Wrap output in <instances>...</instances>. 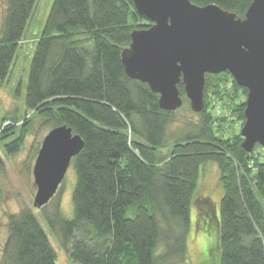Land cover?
<instances>
[{
    "label": "trees",
    "instance_id": "1",
    "mask_svg": "<svg viewBox=\"0 0 264 264\" xmlns=\"http://www.w3.org/2000/svg\"><path fill=\"white\" fill-rule=\"evenodd\" d=\"M189 1L243 18L253 0ZM36 5L4 2L0 85L22 58ZM149 26L132 0H53L33 38L22 118H0V144L7 157L17 154L37 121L39 130L66 126L82 139L70 164L72 218L56 205L48 213L53 199L39 210L43 226L32 209L10 214L1 264H57L49 235L73 264H264V148L246 153L239 131L223 137L230 123L244 122L247 90L227 72L205 75L204 110L171 132L174 113L161 110L158 95L121 64L131 33ZM177 88L188 104L182 84ZM207 163L219 170L218 217L196 209L198 232L215 234L194 262L190 207L203 202L196 190Z\"/></svg>",
    "mask_w": 264,
    "mask_h": 264
},
{
    "label": "water",
    "instance_id": "2",
    "mask_svg": "<svg viewBox=\"0 0 264 264\" xmlns=\"http://www.w3.org/2000/svg\"><path fill=\"white\" fill-rule=\"evenodd\" d=\"M132 3L150 26L131 33L129 47L121 54L126 76L147 85L166 112L182 107L177 88L181 83L190 111L199 114L204 110L205 75L227 72L247 90L241 148L246 153L255 145L264 148V0H253L243 18L189 0ZM82 147V139L66 126L48 131L32 168L34 209H42L57 194ZM211 213L216 221L212 205Z\"/></svg>",
    "mask_w": 264,
    "mask_h": 264
},
{
    "label": "rangeland",
    "instance_id": "3",
    "mask_svg": "<svg viewBox=\"0 0 264 264\" xmlns=\"http://www.w3.org/2000/svg\"><path fill=\"white\" fill-rule=\"evenodd\" d=\"M4 2L5 0H0V23L4 9ZM52 2L53 0H37L35 16H33V20L27 28V40H25L22 45V58H20L13 66L12 73L9 76L8 81L0 85V118L6 115L5 113L9 112H15L16 115L18 114V117L22 118V100L24 101L25 99L31 60L29 56L31 55L32 42L35 43L33 38H36V34L41 33ZM17 87L21 89L20 97L22 99H16L14 95ZM172 113H174L173 118L176 121L170 127L171 132L179 131L182 124H184L188 118H196V115L191 113L188 104L185 102L180 109ZM39 122L40 121L36 122V131L27 136L22 144L23 146L21 150L17 154L7 157L3 153V145L0 144V264L2 249L7 238V217L10 214L18 213L23 209H32L35 217L40 224H42L39 210L37 211L32 207V201L36 191L32 178V168L40 149L41 142L48 133V129H38V126L40 125ZM243 124L244 122L230 123L229 126L224 129L223 137H228L237 131L240 132ZM40 127H42V125H40L39 128ZM258 151L264 153V150ZM202 168L203 169L198 180L196 198L197 200L202 198H205L204 200H208L213 206V209H215V216L217 219L218 206L216 200L218 195L220 196L221 192V188L218 186L219 170L213 163H207ZM74 183V171L72 165H70L57 194L52 198L53 200L49 203V205H47L46 211L48 213H51L55 209L56 205L63 217L67 219L72 218L71 195ZM194 205L192 202L190 207V220L194 229L191 230L188 237V258L196 262L194 258H196L197 253L201 257L206 256L208 253L215 233L212 228H209L206 233L198 232L195 224V219L197 218L195 213L196 209L200 206L198 202L194 203ZM210 215H212L211 212ZM49 242L56 253L57 264H73L69 261L66 253L59 247L54 236L49 235Z\"/></svg>",
    "mask_w": 264,
    "mask_h": 264
},
{
    "label": "flooded vegetation",
    "instance_id": "4",
    "mask_svg": "<svg viewBox=\"0 0 264 264\" xmlns=\"http://www.w3.org/2000/svg\"><path fill=\"white\" fill-rule=\"evenodd\" d=\"M202 199H203V202H201V203L199 202V206H201L200 207V211L203 210V208H205V206H206L208 208V212L207 213L210 214V212H211V204L208 203L207 201H205L204 200L205 198H202Z\"/></svg>",
    "mask_w": 264,
    "mask_h": 264
}]
</instances>
